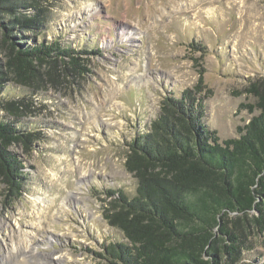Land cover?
I'll use <instances>...</instances> for the list:
<instances>
[{
  "label": "rangeland",
  "instance_id": "1",
  "mask_svg": "<svg viewBox=\"0 0 264 264\" xmlns=\"http://www.w3.org/2000/svg\"><path fill=\"white\" fill-rule=\"evenodd\" d=\"M7 2L19 43L91 53L80 55L84 72L49 75L46 63L30 87L0 75V121L18 134L8 151L22 167L16 197L0 176V264H107L103 247L125 240L103 218L106 192L135 195L128 145L164 97L198 86L202 122L220 140L259 114L246 106L257 102L252 86L264 94V0ZM240 229L222 264H264V231Z\"/></svg>",
  "mask_w": 264,
  "mask_h": 264
},
{
  "label": "trees",
  "instance_id": "2",
  "mask_svg": "<svg viewBox=\"0 0 264 264\" xmlns=\"http://www.w3.org/2000/svg\"><path fill=\"white\" fill-rule=\"evenodd\" d=\"M7 1L0 0L5 60L0 75L30 87L41 81L46 63L49 75L59 66L85 71L80 57L89 51L75 52L56 42L19 43L13 36L18 11ZM2 10L12 11L13 20L4 19ZM199 89L164 97L149 132L128 145L124 166L136 180V193L129 198L119 190L106 192L103 218L125 240L103 247L107 264H222L238 253L240 228L264 231V94L251 87L257 102L246 107L259 114L237 128L238 137L220 140L202 122ZM17 135L0 121V176L7 197L21 190L22 167L8 151Z\"/></svg>",
  "mask_w": 264,
  "mask_h": 264
}]
</instances>
